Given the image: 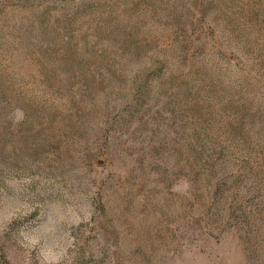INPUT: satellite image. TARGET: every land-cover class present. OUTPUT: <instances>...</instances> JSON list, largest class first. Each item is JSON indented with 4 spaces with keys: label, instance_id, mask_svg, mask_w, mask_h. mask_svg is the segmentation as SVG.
<instances>
[{
    "label": "rangeland",
    "instance_id": "obj_1",
    "mask_svg": "<svg viewBox=\"0 0 264 264\" xmlns=\"http://www.w3.org/2000/svg\"><path fill=\"white\" fill-rule=\"evenodd\" d=\"M0 264H264V0H0Z\"/></svg>",
    "mask_w": 264,
    "mask_h": 264
},
{
    "label": "trees",
    "instance_id": "obj_2",
    "mask_svg": "<svg viewBox=\"0 0 264 264\" xmlns=\"http://www.w3.org/2000/svg\"><path fill=\"white\" fill-rule=\"evenodd\" d=\"M156 63H158V62H156Z\"/></svg>",
    "mask_w": 264,
    "mask_h": 264
}]
</instances>
